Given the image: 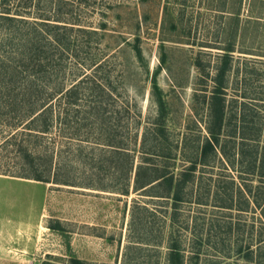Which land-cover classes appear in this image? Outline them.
Wrapping results in <instances>:
<instances>
[{
  "label": "rangeland",
  "instance_id": "1",
  "mask_svg": "<svg viewBox=\"0 0 264 264\" xmlns=\"http://www.w3.org/2000/svg\"><path fill=\"white\" fill-rule=\"evenodd\" d=\"M60 1L33 0L32 12L54 16ZM68 2L96 31L77 24L69 55L54 52L60 69L37 81L50 129L22 118L37 96H0V264H172V248L184 264H264V1L243 0L240 19L217 9L234 0ZM226 38L238 48L211 161L178 203L135 191L141 161L178 174L198 158ZM85 72L111 93L48 96Z\"/></svg>",
  "mask_w": 264,
  "mask_h": 264
},
{
  "label": "trees",
  "instance_id": "2",
  "mask_svg": "<svg viewBox=\"0 0 264 264\" xmlns=\"http://www.w3.org/2000/svg\"><path fill=\"white\" fill-rule=\"evenodd\" d=\"M10 1L0 0V36L2 34H8L7 42L10 43V45L7 42L0 44V96L5 93L4 86L9 87V93L11 92L13 96H37L35 98L37 102L31 104L30 110L23 114L22 118L27 121V124L35 123L36 130L39 132H46L50 129L51 125L53 102L44 101L42 104H38L40 99L38 96L45 95L44 84H39L37 81H39L41 76H49L51 73L54 74L56 70L60 69V66L55 64L54 52L57 51L59 45L69 55V51L73 46L71 32L77 24L80 30L88 33L96 30L89 31L88 28L82 27L79 23L75 22L79 19L77 16H68V12L63 11L64 5L69 7L70 4L68 1L70 0H61L59 8L54 12V16H40L43 15L41 8L38 13L32 12L33 0H22L15 4H11ZM228 5L224 2L217 9L222 11V14H229L232 18L240 19L243 0H234L233 6ZM32 14L40 15L35 16ZM253 15L257 20L262 16L261 14ZM2 44H5V49L3 50H1ZM222 45L218 47L223 49L221 64L218 67L217 74L219 81L215 85L213 94L211 95L212 118L209 125L211 134L201 145L197 156L198 158L192 160V164L183 168L178 174L169 170L168 166L161 168L158 165L153 166V164L147 163L148 161L146 160L141 161L136 169L134 179L135 191L159 198L165 197L173 199L175 203H178L183 200L184 190L192 180L193 175H195L199 162L207 165L208 161H211L210 152H215L220 143L219 131L222 129L224 122L226 86L225 80H221V77L230 69L234 52L238 48L236 39L226 38V41L224 40ZM5 53H8L10 56H4L6 55ZM17 56L18 60L15 59ZM24 73L27 74V77L29 76L34 79L32 81L25 80ZM108 90L109 88L98 80L94 74L85 72L72 85L66 86L63 89L61 88L60 90H53V92H49L48 96L66 95L72 98L70 102L75 101L76 103L81 96L102 97L107 95ZM109 92L111 93L110 90ZM242 118L245 121L246 116L243 114ZM246 133V130H244L242 134L243 138L247 137L245 136ZM106 145L108 147L117 146L112 140H109V143ZM119 147L121 148V145ZM153 153L145 152L149 156ZM130 165V171L132 172L134 170V162L132 161ZM262 175L264 176V172ZM35 178L47 180L41 171L36 172ZM129 183L130 180L128 187L130 185ZM129 190L130 188H125L123 193L128 194ZM172 249V264H184L181 252L176 251L175 248ZM73 261L74 264H85L80 258H73Z\"/></svg>",
  "mask_w": 264,
  "mask_h": 264
}]
</instances>
